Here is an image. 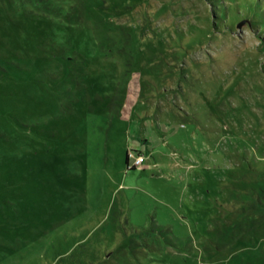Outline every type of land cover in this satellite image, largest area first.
Masks as SVG:
<instances>
[{"label":"rangeland","instance_id":"1","mask_svg":"<svg viewBox=\"0 0 264 264\" xmlns=\"http://www.w3.org/2000/svg\"><path fill=\"white\" fill-rule=\"evenodd\" d=\"M215 2L0 0V264H264V0Z\"/></svg>","mask_w":264,"mask_h":264},{"label":"built area","instance_id":"2","mask_svg":"<svg viewBox=\"0 0 264 264\" xmlns=\"http://www.w3.org/2000/svg\"><path fill=\"white\" fill-rule=\"evenodd\" d=\"M127 157H128L127 167L128 169H132V168L140 167L146 160L147 156L142 151L130 149L127 152Z\"/></svg>","mask_w":264,"mask_h":264},{"label":"trees","instance_id":"3","mask_svg":"<svg viewBox=\"0 0 264 264\" xmlns=\"http://www.w3.org/2000/svg\"><path fill=\"white\" fill-rule=\"evenodd\" d=\"M255 3V2H254ZM250 5V4H249ZM253 6V5H252ZM257 6V2H256V5H255V7ZM215 9H216V11L218 12V15H219V18H220V20H222L224 17H226V10H227V8H226V6H225V4L222 2V0H216V2H215ZM256 9V8H255ZM255 12V11H254ZM253 12V13H254ZM257 13V12H256ZM255 13V14H256ZM258 14V13H257ZM258 15H261L260 17H264V12L263 11H261V14H258ZM257 15V16H258ZM264 19V18H263ZM264 25V21H262L258 26H263ZM134 150H136V149H134ZM137 151H139V150H137ZM126 159H127V162H128V157H127V155H126ZM133 169V168H132Z\"/></svg>","mask_w":264,"mask_h":264},{"label":"crops","instance_id":"4","mask_svg":"<svg viewBox=\"0 0 264 264\" xmlns=\"http://www.w3.org/2000/svg\"><path fill=\"white\" fill-rule=\"evenodd\" d=\"M128 149H137V150H139V151H142L141 150V148L140 147H136V148H133V147H128V148H126L125 150H126V155H127V151H128ZM143 152V151H142ZM145 153V152H144ZM126 163H127V159H126Z\"/></svg>","mask_w":264,"mask_h":264}]
</instances>
